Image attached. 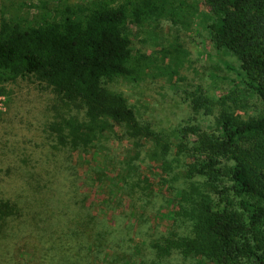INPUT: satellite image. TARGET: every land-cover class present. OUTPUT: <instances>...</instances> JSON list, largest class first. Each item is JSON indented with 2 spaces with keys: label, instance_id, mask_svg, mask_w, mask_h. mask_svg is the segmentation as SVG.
<instances>
[{
  "label": "trees",
  "instance_id": "trees-1",
  "mask_svg": "<svg viewBox=\"0 0 264 264\" xmlns=\"http://www.w3.org/2000/svg\"><path fill=\"white\" fill-rule=\"evenodd\" d=\"M171 1L91 0L77 9L67 8L59 17L45 16L28 24L0 14V95L9 94L7 84L18 78L33 77L50 87L66 110L47 125L57 151H90L104 137L128 139L139 148L148 144L161 148L149 157L170 176L172 209L164 216L171 220L174 231L151 241L156 256L140 264L163 263L175 252L194 264H264V0H204L210 11L209 40L239 60L240 81L262 109L236 114L233 109L240 102L231 99L233 108L222 97L214 132L199 126L184 127L179 143L183 146L179 152L187 156L183 177L175 175L171 166L183 164L179 153L169 158L170 142L148 122L140 121L127 98L109 86L118 79L139 82L177 67L184 52L179 43L160 50L161 61L169 58L173 63L164 67L152 51L133 45V28L144 32L152 17L190 25L187 18L194 7L189 6L191 10L181 15L182 10L175 9ZM170 72L172 78L177 71ZM193 101L199 108L214 102L201 96ZM2 113L0 110V116ZM128 164L138 171V166ZM29 169L19 170L17 181H12L15 189L42 188L38 185L41 171ZM12 178L0 173V247L1 240L12 239L16 232L32 226L40 247L37 251L34 245L18 244L19 255L27 258L26 264H52V245L37 227L33 205L20 200L24 194L13 197L1 193ZM180 179L181 186H176ZM135 187L128 186L133 201L130 210L137 204ZM211 191L218 194L219 201ZM68 232L80 238V261L86 264V225L72 226ZM114 232V228L91 235L87 231L92 249L105 251ZM63 235L60 232L58 239ZM49 255L52 263L47 261ZM66 256L58 258L60 264H74L66 261ZM137 257L128 256L127 264H139Z\"/></svg>",
  "mask_w": 264,
  "mask_h": 264
},
{
  "label": "rangeland",
  "instance_id": "rangeland-1",
  "mask_svg": "<svg viewBox=\"0 0 264 264\" xmlns=\"http://www.w3.org/2000/svg\"><path fill=\"white\" fill-rule=\"evenodd\" d=\"M90 1L0 0V14L28 24L45 16L59 17L67 8L77 9ZM171 3L175 9L182 10L181 15L194 7L187 18L190 25L184 27L167 18L156 20L152 17L146 22L144 32L138 33L137 28H133V45L135 49L152 51L164 67L173 63L168 62L169 58L163 63L160 50L163 47L171 49L179 43L184 52L177 67L139 82L118 79L110 82L109 86L127 98L140 121L148 122L155 132L165 136L164 139L172 145L167 155L169 158L178 157L179 153L183 164L178 162L171 166L175 175L183 177L187 156L179 152V148H183L179 143L183 140L184 127L199 126L209 133L214 132L215 117L222 109L219 104L222 97L233 108L231 99L240 102L237 109L231 108L236 114L242 115L246 111L258 113L262 108L240 81L239 60L215 48L209 40L206 28L211 20L205 1L172 0ZM171 70L177 71L172 78ZM7 90L9 94L0 95V110L3 112L0 116V173L13 178L7 186L4 185L1 193L13 197L24 194L22 199L17 198L33 205L37 227L52 245L50 255L53 263L50 255L47 261L60 264L58 258L67 254L66 261L74 264L85 262L80 261V238L68 232V228L75 225H86V264H127L126 258L130 255L138 256L139 264L153 261L156 255L151 241L160 240L174 231L171 220L164 216L167 210L172 209L168 191L170 176L159 162L149 157L159 153L156 151L161 148L149 147V144L139 148L128 139L104 137L90 151H57L47 129V125L65 110L57 94L33 77L18 78L7 84ZM199 96L214 102L209 107H196L193 99ZM193 139L190 136V140ZM129 161L134 167L138 166V171L129 168ZM31 165L41 171L38 185L42 188L15 189L17 173L24 167L34 170ZM182 181L180 179L176 186H181ZM198 182L204 185L201 179ZM131 184L136 185L137 196V204L132 210L133 201L128 189ZM210 193L215 201H219L218 194ZM103 228L115 230L110 244L105 251L100 247L92 249L87 231L90 235L93 232L99 234ZM24 229L16 232L12 239L1 240V264H17L10 256L19 263H27V258L24 260L19 255L18 244L34 245L38 251L40 246L35 230L32 226ZM60 232L65 235L58 239ZM156 264L194 263L192 260L185 262L175 252L171 258Z\"/></svg>",
  "mask_w": 264,
  "mask_h": 264
},
{
  "label": "built area",
  "instance_id": "built-area-1",
  "mask_svg": "<svg viewBox=\"0 0 264 264\" xmlns=\"http://www.w3.org/2000/svg\"><path fill=\"white\" fill-rule=\"evenodd\" d=\"M0 108H1V105H0Z\"/></svg>",
  "mask_w": 264,
  "mask_h": 264
}]
</instances>
